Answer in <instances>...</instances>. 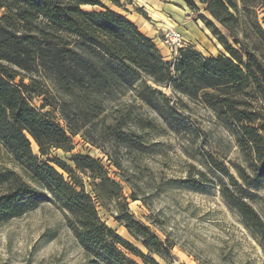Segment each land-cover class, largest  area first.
Here are the masks:
<instances>
[{
	"label": "trees",
	"instance_id": "1",
	"mask_svg": "<svg viewBox=\"0 0 264 264\" xmlns=\"http://www.w3.org/2000/svg\"><path fill=\"white\" fill-rule=\"evenodd\" d=\"M109 1L126 11L130 2ZM183 1L200 12L226 54L205 55L186 45L165 59L154 38L103 0H0V150L13 163L0 168V220L48 199L63 209L89 263L159 264L153 254L165 257L174 244L135 217L123 186L99 159L76 154L73 168L56 158L65 175L34 153L32 140L47 155L54 147L71 151L74 135L91 132L90 140L108 146L113 164L123 170L113 153L142 150L149 132L160 131L159 123L185 126L160 89L165 87L212 108L246 163L235 165L236 176L210 155V171L191 169L185 182L195 190L217 183L246 227L264 238V220L249 203L257 196L253 189L264 183V0ZM46 92L60 105L64 124L31 104L32 94ZM120 176L133 182L130 175ZM130 197L139 198L135 191ZM98 202L107 209L114 204L116 218L150 254L108 226Z\"/></svg>",
	"mask_w": 264,
	"mask_h": 264
},
{
	"label": "rangeland",
	"instance_id": "2",
	"mask_svg": "<svg viewBox=\"0 0 264 264\" xmlns=\"http://www.w3.org/2000/svg\"><path fill=\"white\" fill-rule=\"evenodd\" d=\"M103 1L132 19L139 14L143 22L142 25L139 23L140 30L154 35L165 59L175 57L164 43L165 33L171 27L182 32L187 46L205 55L227 53L198 17L200 12L193 11L183 0H129L136 4H127V11L112 5L109 0ZM91 8L84 6V9ZM263 16L261 14L264 25ZM16 82H19V78ZM25 82L28 83V79ZM160 89L185 121V126L179 128L159 123L160 131L149 132L142 150L134 148L128 154L122 149L120 154L113 153L114 157L122 160L123 170L113 164L107 154V145L104 149L90 140L93 138L91 132L74 135L71 151L54 147L49 154L42 155L38 144L32 140L33 151L65 175L68 174L58 166L56 158L73 168L72 157L76 154H88L99 159L111 177L123 186L135 217L150 225L167 244H174L170 254L165 257L153 254L159 264H264V238L246 227L239 212L225 201L217 183H209L195 190L185 182L191 169H195V174L197 169L210 171L207 163L210 155L224 162L237 176L235 165L246 163L235 137L215 111L202 101L169 88ZM30 99L39 112L49 114L64 124L60 105L51 92L32 94ZM47 100L53 104L47 105ZM144 109H148L150 116L156 118L154 111L148 107ZM157 121L162 119L157 117ZM11 166L10 157L0 150V168ZM121 172L130 175L133 182L124 180ZM79 173L87 181V191L95 196L87 176ZM253 190L257 196L249 199V203L264 220V183ZM133 191L139 197L136 200L130 197ZM98 210L108 226L141 251L150 254L143 243L133 237L116 218L118 212L114 204L107 209L98 202ZM127 254L140 261L139 257L129 252ZM0 264L91 263L67 226L63 209L48 199H42L29 205L22 214L0 220Z\"/></svg>",
	"mask_w": 264,
	"mask_h": 264
},
{
	"label": "built area",
	"instance_id": "3",
	"mask_svg": "<svg viewBox=\"0 0 264 264\" xmlns=\"http://www.w3.org/2000/svg\"><path fill=\"white\" fill-rule=\"evenodd\" d=\"M164 43L169 46L175 55L180 47L186 46L182 32L174 27L168 28L165 33Z\"/></svg>",
	"mask_w": 264,
	"mask_h": 264
},
{
	"label": "crops",
	"instance_id": "4",
	"mask_svg": "<svg viewBox=\"0 0 264 264\" xmlns=\"http://www.w3.org/2000/svg\"><path fill=\"white\" fill-rule=\"evenodd\" d=\"M127 4H136L134 1H131V2H129V3H127ZM132 21H134L138 26L140 25L139 23H141V25L143 24V22H142V20H141V17H140V15L138 14V16L137 17H135L134 19H132L129 15H127ZM139 28H140V26H139ZM145 34H147L148 36H150V37H152V38H154V35H152L151 33H145ZM160 49V48H159ZM162 53V52H161ZM163 54V53H162Z\"/></svg>",
	"mask_w": 264,
	"mask_h": 264
}]
</instances>
